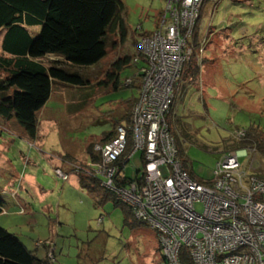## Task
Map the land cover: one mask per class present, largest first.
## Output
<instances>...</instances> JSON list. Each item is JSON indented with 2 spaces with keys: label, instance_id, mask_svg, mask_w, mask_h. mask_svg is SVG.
<instances>
[{
  "label": "rangeland",
  "instance_id": "obj_1",
  "mask_svg": "<svg viewBox=\"0 0 264 264\" xmlns=\"http://www.w3.org/2000/svg\"><path fill=\"white\" fill-rule=\"evenodd\" d=\"M124 1L130 34L139 27L149 32L156 29L165 0ZM197 30L200 39H207L203 52L198 53L200 74L194 79L184 74L178 81L174 112L167 120L177 138L180 159L195 179L207 182L212 180L218 160L229 151H224V141L252 125L264 131V0L211 1ZM115 41L111 35L106 57L82 69L92 85H55L53 99L39 115L43 125L39 137L47 135L45 145L42 139L32 143L22 136L25 130L16 117L0 119V191L7 196L6 201L11 197L5 186L15 171L32 176L35 184L33 189L27 185L22 188L19 179L16 181L13 193L29 202L26 209L30 211L25 213L22 208L16 213L11 207L0 214V224L19 234L41 258L43 250L54 249L53 264H158L162 258L157 231L148 225L127 223L124 210L113 200L97 205L86 189L69 185L76 176L64 181L55 170L61 167L55 168L51 162L56 158L52 155H64L70 149L78 153L66 156L70 172L74 165L86 163L76 147L85 150L89 140L112 130V118L124 109L122 102L137 96L138 90L130 87L133 84L127 79L132 76L135 83L144 61L123 70L124 84L119 89L104 84L117 55L135 52L131 37L122 46L117 40L118 48L113 47ZM54 59L58 58L49 55L43 61L47 64ZM119 104L121 109H116ZM241 161L264 175L263 152L249 149ZM128 165L126 173L134 177L143 168L140 151ZM197 208L202 211L204 207L198 204Z\"/></svg>",
  "mask_w": 264,
  "mask_h": 264
},
{
  "label": "built area",
  "instance_id": "obj_2",
  "mask_svg": "<svg viewBox=\"0 0 264 264\" xmlns=\"http://www.w3.org/2000/svg\"><path fill=\"white\" fill-rule=\"evenodd\" d=\"M211 1L219 0H165L156 29L140 35L141 55L133 59L145 63L137 72L142 83L131 123L119 125L113 139L95 144L102 161L86 162L104 188L158 232V264H186L185 257L192 264H264V177L242 163L248 149L224 154L212 180L198 181L180 159L167 120L184 66L194 57L202 9ZM206 41L201 36L198 53ZM132 78L127 79L131 85ZM245 134L242 128L237 137ZM138 151L143 168L129 177L128 164ZM82 169L74 165L75 173ZM55 170L69 180L71 173Z\"/></svg>",
  "mask_w": 264,
  "mask_h": 264
},
{
  "label": "trees",
  "instance_id": "obj_3",
  "mask_svg": "<svg viewBox=\"0 0 264 264\" xmlns=\"http://www.w3.org/2000/svg\"><path fill=\"white\" fill-rule=\"evenodd\" d=\"M126 12L124 0H0V32H4L1 44L3 55L0 56V70L3 71V74L0 72V119L8 121L16 117L28 137L35 140L39 131V113L50 99L55 85H92L82 69L95 66L106 57L111 35L116 39L113 47L122 46L130 37L136 47L133 48L134 53L127 51L122 56L117 55L107 71L104 84L119 89L124 84L121 80L123 70L134 65L133 59L141 55L140 35L149 32L137 28L130 34ZM38 28H41L40 31H35ZM199 34L197 30L194 57L185 64L181 78L188 74L187 77L194 79L200 74ZM49 55L58 59L46 64L43 60ZM134 81L130 87L140 93L141 77L136 75ZM137 99L135 96L123 101L124 116L114 119L112 130L105 131L97 141L89 142L87 153L90 161H102L101 154L94 151L96 142L111 140L116 136L119 125H130ZM175 100L176 94L169 115L174 112ZM171 131L175 134L172 127ZM245 131L241 138L235 136L224 141V151L229 150L227 153H230L253 148L264 153V131L253 125ZM128 142L127 152L132 148L130 133ZM177 145L179 147L178 141ZM81 167L83 169L78 173L81 186L97 205L113 200L124 210L127 223L143 224L135 218L130 207L120 203L112 191L102 186L101 178L95 175L92 167H87L86 163ZM6 207L7 201L0 193V214ZM50 252L49 248L47 257L41 258L29 249L19 235L0 224V264H53L55 250H52V257ZM185 261L192 264L188 257Z\"/></svg>",
  "mask_w": 264,
  "mask_h": 264
},
{
  "label": "crops",
  "instance_id": "obj_4",
  "mask_svg": "<svg viewBox=\"0 0 264 264\" xmlns=\"http://www.w3.org/2000/svg\"><path fill=\"white\" fill-rule=\"evenodd\" d=\"M207 3H210V2H207ZM206 3V4H207ZM206 4L204 5V7H203V9H202V16H203V11L205 10V7H206ZM202 18V17H201ZM135 71V70H134ZM53 91H54V89H53ZM139 96V92H138V94H137V97ZM53 97H54V92L52 93V95H51V97H50V99L47 101V103L45 104V106L43 107L44 109L45 108H47L48 107V103L53 99ZM121 103V102H120ZM121 104H119V105H117L116 106V109L117 108H119V109H121V107H119ZM118 109V110H119ZM42 111V110H41ZM41 111H40V113H41ZM39 113V114H40ZM124 114H125V111H124V109L122 108V112L120 111V114L118 115L117 114V116L115 115L113 118H112V120H113V124H114V119H116V118H121V117H123L124 116ZM5 122H1V124H3L4 126H8L7 124H4ZM42 124H41V120H40V117H39V131H38V137L35 139V140H30L29 139V137H28V135L27 134H24V133H26L25 131H24V133H22L21 135L22 136H24L25 138H27V140H29V141H31L32 143L34 142V143H39V139H42V138H40L39 137V134L41 135V133H42ZM47 127V126H46ZM0 131L2 132V129H0ZM1 132H0V134H1ZM43 140V142H44V145H45V143L47 142V135L42 139ZM93 140H98V138L97 139H91V140H89L88 142H87V145H86V149L84 150V149H82L79 145L76 147V150H80V153L82 154L81 156H85V161H86V159H87V161L89 160V155H88V153H86L87 152V146H88V144H89V142L90 141H93ZM66 153L64 154V155H58V154H56V155H58V156H56V155H52V156H55L56 158H54V160L53 161H51L52 162V164H53V166L56 168V167H61V168H63V169H65V171H67L68 173H71L72 175L70 176V178H72L73 176H76L75 178H73V180L71 181V183L69 184V185H71V186H74V187H81V188H83L82 186H81V183H80V181H81V179H80V176L79 175H75V172L73 171V172H70L71 170H70V168H69V166H68V163L67 162H65L66 160H67V158H66V156L68 155L69 157H72V156H74V154H76L77 156H78V153L77 152H75V151H70V149H66V151H65ZM83 156V157H84ZM14 174L12 175V173H11V175H10V177H8V179H7V181H8V184H7V186H5V188L7 189V188H9L10 190H11V192H12V195H11V197H9L8 199H7V207L5 208V210H7V209H10L11 207L13 208V209H15L16 211V213L19 211V209L21 210L22 208L25 210V213H28V211H30V210H27L26 208V204L27 205H29V202L28 201H26V199H23L22 197H20V195H19V193H17V195H16V191H15V194L13 193L14 192V187H15V183H16V181L19 179V183H20V186L23 188L25 185H27V186H30L32 189L35 187V184H34V182H33V180L31 179V177L32 176H29V175H26V174H19V172H13ZM12 185V186H11ZM4 188V187H3ZM4 190V189H3ZM28 192V191H27ZM0 193L3 195V192L2 191H0ZM4 196V198L6 199L7 198V196H5V195H3ZM10 196V195H9ZM15 196V197H14ZM9 201V202H8ZM11 202H14L15 203V205L14 206H12L11 205ZM21 206V207H20ZM29 208H30V206H29ZM31 209V208H30ZM2 224V223H1ZM4 224H2V226H3ZM5 226V225H4ZM16 233V232H15ZM17 234V233H16ZM17 235H19V234H17ZM20 237V236H19ZM25 243V242H24ZM26 244V243H25ZM28 247H29V249H31V247L28 245V244H26ZM32 250V249H31ZM45 251V253L43 254V256L44 257H42V258H46L47 257V250H43V252Z\"/></svg>",
  "mask_w": 264,
  "mask_h": 264
}]
</instances>
